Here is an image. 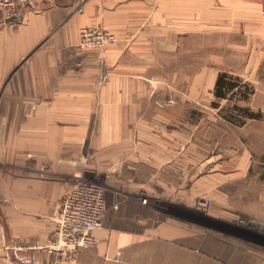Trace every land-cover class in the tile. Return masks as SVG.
<instances>
[{"label":"crops","instance_id":"crops-1","mask_svg":"<svg viewBox=\"0 0 264 264\" xmlns=\"http://www.w3.org/2000/svg\"><path fill=\"white\" fill-rule=\"evenodd\" d=\"M84 27H102L116 43L82 50ZM200 37L222 38L233 55L257 54L261 0H30L0 18V264H264L260 244L143 203L142 178L125 164L136 158L129 135L151 134L133 123L149 114L152 83L197 86L200 69L215 83L214 64L197 61ZM140 141L133 165L162 164L146 156L155 139ZM86 169L112 172L103 225L92 247L68 258L49 246L54 217Z\"/></svg>","mask_w":264,"mask_h":264},{"label":"rangeland","instance_id":"rangeland-1","mask_svg":"<svg viewBox=\"0 0 264 264\" xmlns=\"http://www.w3.org/2000/svg\"><path fill=\"white\" fill-rule=\"evenodd\" d=\"M222 44L219 37H200L199 66L209 62L214 64L215 75L238 76L243 80L241 91L216 98L208 69L199 70L205 80L197 86L178 77H168L161 88L152 83L149 114L133 123L150 128L151 134L129 135L135 138L128 146L135 149L136 158L127 156L125 164L142 178L137 197L166 217L264 247V45L257 54L233 55ZM184 57L185 67L190 57ZM146 137L155 139L147 142L151 144H147L146 156L162 164L131 162H141L135 144ZM111 175V170L86 169L80 176L100 183L105 190Z\"/></svg>","mask_w":264,"mask_h":264},{"label":"built area","instance_id":"built-area-1","mask_svg":"<svg viewBox=\"0 0 264 264\" xmlns=\"http://www.w3.org/2000/svg\"><path fill=\"white\" fill-rule=\"evenodd\" d=\"M29 1L0 0V18L14 17ZM261 2L264 6V0ZM115 43V35L102 27L79 30L78 47L82 50L103 52ZM104 209V187L80 176L58 203L50 248L71 258L78 251L92 247L95 243L92 233L102 227Z\"/></svg>","mask_w":264,"mask_h":264},{"label":"trees","instance_id":"trees-1","mask_svg":"<svg viewBox=\"0 0 264 264\" xmlns=\"http://www.w3.org/2000/svg\"><path fill=\"white\" fill-rule=\"evenodd\" d=\"M243 80L238 76H233L227 72H220L217 75L215 85H214V96L216 98L225 99L231 93L233 96L236 95V91H241L240 85ZM254 90L250 91L253 94Z\"/></svg>","mask_w":264,"mask_h":264}]
</instances>
